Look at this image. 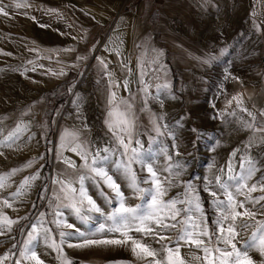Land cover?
Listing matches in <instances>:
<instances>
[{"label": "rangeland", "instance_id": "obj_1", "mask_svg": "<svg viewBox=\"0 0 264 264\" xmlns=\"http://www.w3.org/2000/svg\"><path fill=\"white\" fill-rule=\"evenodd\" d=\"M145 1L151 3L149 11L144 4ZM165 1L3 0L8 6L10 15L7 17L0 15V128L3 129L0 141L4 140L7 133L14 130L17 124H21L22 127L27 125V129L22 131L19 139L11 147L0 146V152H3V155H0V183L5 185L0 188V201L4 203L5 199L8 200L11 207L4 205L11 213H7L6 216L16 223V233L10 245V264H14L17 259H20L21 264H26L25 259L31 256V252H28L26 258H21L19 253L24 251L28 240L27 233L32 225H36V232L39 231L41 234L45 229L52 230L48 243L43 239L41 242L35 241L32 249L43 264H146L145 260L138 259L132 253L129 246L85 248L68 247L65 243L62 245V252L50 246L53 240L59 243L61 230L74 231L66 227L57 228L51 223L55 219L53 213L57 206L64 212L68 223L86 231H92L100 223H105L104 217L99 213H86L92 215L93 219L88 225L81 224L79 218L70 209L64 208V204L74 202L86 212L87 199L85 198L81 204L78 191L74 201L65 199L61 184L55 181H63L65 189L69 188L70 181V187L78 190L79 177L88 174L92 178L84 181L87 196H91L105 214L110 213L116 206L115 202H109L115 194L104 184L103 179L89 173L88 169L82 166L83 161L80 157L69 150V146H74L71 143L72 139L65 141L64 148H61L59 143L63 124L69 121L73 133L79 130L81 139L86 137L87 141L93 142L90 145L92 149L96 146L102 147L108 142L105 140L111 133L104 123L106 107L99 94L100 87L105 86L107 81L105 75L101 77V81H77L82 76L81 70L71 73L68 81H48L46 77L47 67H51L52 64L56 66L70 64L68 51L63 50L72 49L74 36L82 25L93 30L85 43V48L88 52L93 51V55L106 50V40L111 36L115 38L116 54L119 52L122 56L127 51L132 53L138 51L142 45L140 27L146 24L155 29V45L168 51L167 60L172 67L174 81L163 94V107L158 100L152 99V96L156 95L157 86L162 87L164 83L156 84L153 89L150 86L148 92L152 95L147 98V105L144 104L145 94L141 89L137 102H129L133 105L136 116L131 147L139 148L135 143V140L139 139L144 144L145 150L150 146L155 149L153 138H156L167 147L169 155L173 154L174 150L171 147L173 141L167 135V130L162 129L165 134L157 137L154 122L168 124L179 137L176 143L180 145L181 155L174 156V159L186 164V167L179 180L175 181L177 186L167 192L165 200L183 194L185 189L183 182L191 181L200 195L210 230L213 232L215 225L212 221L216 218V213L210 203L212 197L203 190L206 182L204 177L213 181L216 176L227 179L229 161H231L232 174H241L242 165L245 169L248 167L246 159H242V149L251 141H253L251 151L255 152L251 159L261 171L255 173L236 199L244 201L246 197L264 196L260 185H257L256 191H249L251 184L256 183L264 173V142H262L264 132H254L244 123L246 139L234 143L231 122L235 116V109L245 100L243 97L239 98V94L246 85L264 93V22L258 23L257 27L255 21L249 23L244 20L231 21L228 10L222 9L218 14L229 20L219 21L218 15L217 17L213 15L211 28L208 29L201 20L187 23L179 14H173L170 20L163 11L162 4ZM17 3L21 7L16 8ZM141 7L144 8V12L141 13L145 15L148 11L150 19L138 12ZM228 9L230 10V6ZM124 15L129 18L124 26H119V20ZM138 19H140L139 23ZM145 19L150 22L146 23ZM162 22L164 26L161 25L159 28L158 24ZM172 40L177 41L178 45L185 43L203 52L188 54L181 59L178 54L169 50ZM143 45H146L145 42ZM205 49L212 52H206ZM76 50L77 58L80 55L79 50ZM82 50L81 47L80 51ZM222 50H224L223 54H221ZM210 54L219 58L211 65L201 63V59ZM78 62L79 60H76V63ZM10 87L13 90L9 89ZM69 88L72 89L71 92ZM82 92L84 101L77 108L73 104V100L77 98L74 94L81 95ZM121 106L125 108L122 103ZM94 111L96 115L92 122L84 128L83 122L86 120L84 113L87 112L89 115ZM221 112L224 113L223 116L219 115ZM252 113L256 115L257 120L253 122L249 117L246 121L253 123L254 127L264 126L261 123L264 122V115H261L264 113V107L257 108L252 105ZM161 116L163 119L157 121ZM182 117V127L177 126V121ZM192 128L199 129L205 135L197 140L198 134L192 132ZM252 135H257V138L252 140ZM29 136L33 138L29 140ZM234 151L236 155L232 156ZM58 152L74 161L75 167H70L62 159H57ZM41 156L44 158L40 159ZM58 160L59 167L56 166ZM28 161H32L31 167H24ZM166 163H168L166 157L159 156L157 166L163 167ZM109 167V174L112 175L114 170ZM132 168L138 182L148 175L146 171L141 170L139 164H133ZM13 169L21 170L12 175ZM37 171L40 172L41 178L31 182L30 186H24L22 184L24 178L34 175ZM161 175L164 177L169 173L164 172ZM113 178H117L116 181L121 185L125 199L134 198L132 202L126 203L127 205L134 207L141 203V200L133 195L124 176L116 174ZM140 186L146 188L149 185ZM45 188H47L46 192ZM13 193L15 195H12ZM42 194L46 198H42ZM224 198L221 196V199ZM206 201L209 202L208 210ZM261 205H264V201L255 205L245 204L246 209L256 213L252 219L247 216L242 218L247 219L244 222L251 223L253 232L257 228L256 221H264V208ZM240 211L243 212L244 209ZM178 228L179 226L167 233L173 241ZM113 234L119 235L112 233L108 234L107 238ZM130 235L142 242H148L154 249H161L162 244L168 243V240H165L158 244L151 237H142V234L134 231ZM70 242L77 244L80 241L78 237H74ZM13 245L16 247L14 248ZM166 253L163 250L159 251L158 258H165ZM32 262L36 263L35 260Z\"/></svg>", "mask_w": 264, "mask_h": 264}, {"label": "snow or ice", "instance_id": "obj_2", "mask_svg": "<svg viewBox=\"0 0 264 264\" xmlns=\"http://www.w3.org/2000/svg\"><path fill=\"white\" fill-rule=\"evenodd\" d=\"M205 3L210 4L211 0H205ZM16 8L21 7L20 4L15 5ZM8 6L0 0V15L5 17L10 13L7 10ZM34 19V18H33ZM75 49H64L63 51H74ZM222 50V53L223 54ZM119 55V52H117ZM219 57L214 55H208L206 58L201 59V63L211 65L213 61ZM78 60L86 59L85 57H77ZM103 67L107 68V63L100 57L96 58ZM155 62V61H154ZM127 67V65H125ZM166 71L163 65H160L156 72ZM63 70L60 75H65ZM109 75H111L109 73ZM145 75L141 72V76ZM140 83L143 85L141 91L144 92V104L147 105L148 97L152 95L148 92L149 85L142 79ZM118 86V85H115ZM124 88L127 90L128 81H124ZM168 85L165 84L162 87L157 86L156 95L152 96V99L158 100L163 107V94L167 91ZM72 89L69 88V92ZM77 98L73 100V104L79 108L82 100L79 98V94H74ZM235 99V98H234ZM116 100V93H109L110 105H114ZM120 103L125 105L124 111H119L117 107L113 106L107 112L105 117V126L112 134V138L106 142L102 147L96 146L94 149L90 147L93 142L80 138L79 130L72 136V145L69 146V150L73 151L83 161V167L88 169L89 173L95 176L101 177L104 184L110 188L115 194L109 201L115 202L116 206L113 207L110 213L105 214L103 209L97 205L95 200L91 196H87L84 181L92 178L88 174L81 175L79 177L80 186L77 190L74 187H70L71 182H68L69 188L65 189V183L63 181H55L61 184V189L64 192V198L69 200H75V194L78 191L80 203L82 204L84 199H87L88 208L86 212L73 203L64 204V208L70 209L78 218L81 224L88 225L93 219L92 215L86 213H99L104 217L105 223H100L92 231H86L75 224L68 223L64 217V212L59 206L53 213L55 219L51 222L56 225L57 228L66 227L68 229H74V231L59 232L60 241L56 243L54 240L51 243V247L54 250L62 252V245L67 243L68 247H92V246H129L132 253L141 260H145L146 264H185V261L180 258V242L182 241L185 246H195L203 252V257H196L201 261V264H254L250 251L256 249L262 258H264V221H256V231L252 232L251 236L244 240L242 232L250 227L247 222L237 224V219L247 216L249 219L255 217L256 213L249 211L245 208L246 203H252L255 205L260 201H264V196L257 198L246 197L244 201H237L236 196L242 194L243 189L247 186V182L252 179L256 172L261 171L255 166L251 157L246 158L248 167L245 169L243 165L241 167V174L233 175L231 161H229L227 179H222L221 176H216L215 181L204 177L206 181L203 190L212 197L210 203L213 206V210L216 213V218L212 221L215 225V231L211 232L208 228V220L205 215L204 207L200 200V195L196 191L191 181L183 182L185 189L183 194H178L176 197L165 200L164 197L167 192L177 186L175 181L179 180V177L183 174L186 164L181 163L179 160H175L174 156L181 155L179 151L180 145L176 143L179 137L176 132L168 124H161L154 122V127L157 132V137L164 135L162 129L167 130V135L171 137L173 143L171 145L174 150L172 155L168 154L167 147L158 142L156 138H153V143L156 145L155 149L151 146L148 150H145L144 144L141 140L136 139L135 143L139 145V148L131 147L133 143V128L135 127L136 116L133 112V105L123 99ZM143 111V109H141ZM245 111H247L245 109ZM219 115L223 116L221 112ZM252 121L257 120L256 115L252 112H248ZM264 115V113H261ZM79 118V116L77 117ZM215 118V117H214ZM163 117H158L157 121L162 120ZM177 121V126L182 127L181 121ZM248 128H252L254 132H264V126L254 127L253 123L247 121L244 122ZM264 124V122H261ZM88 125L85 123L84 128ZM27 129V125L23 127L21 124H17L16 128L9 131L4 137V140L0 141V146L11 147L17 139H19L22 131ZM192 132L197 133V140L202 138L205 133H202L197 128H192ZM3 129L0 128V134ZM34 135V134H33ZM67 132L61 136V148L66 147L65 137ZM33 137L29 136V140ZM264 142V141H262ZM195 144V142H194ZM251 144L249 145V147ZM3 155V152H0ZM236 152L232 153L235 156ZM159 156H165L168 163L163 167L157 166V160ZM125 157L127 159H125ZM44 157L41 156L40 159ZM57 159H62L63 162L70 167H75L74 161L70 158L63 157L61 153L56 154ZM245 159V158H242ZM139 164L141 170L146 171L148 175L141 181H137L135 172L132 165ZM32 161H28L24 167H31ZM114 170L110 175V167ZM212 167V165H209ZM21 169H13L11 174L14 175ZM169 173L168 176L162 177V173ZM119 174L124 176L128 180V186L132 189L133 195L137 196L141 203L133 206L126 204L125 194L121 190V185L117 183L114 175ZM7 175V174H5ZM40 172L37 171L34 175L25 177L22 184L24 186H30L31 182L40 179ZM141 184H147L148 187H141ZM165 185H167L165 187ZM257 185H260L261 191H264V173L256 183L251 184L249 191H256ZM5 185L0 183V188ZM99 187V182H97ZM47 191V188L44 190ZM12 195H15L13 193ZM221 196L225 197L221 199ZM42 198H46L42 194ZM4 204L8 207L11 205L8 200H4ZM177 205H183V207H177ZM264 208V205H261ZM244 209L243 212L237 209ZM181 213L183 216L181 217ZM43 215V214H41ZM178 217H181L178 219ZM15 223L8 218H4L3 225H0L2 229L5 225L8 226V231H11V224ZM180 230L176 234L175 240H171L167 233L171 230ZM142 234V237H151L156 243L160 244L162 241L168 240L167 244H162L161 249H154L148 242H142L130 235L131 232ZM51 229H45L42 234L36 233V225L31 226V230L27 233L28 240L24 246V251L19 253L21 258L27 256L28 252H31V256L28 257L36 261V264H43V262L37 256V253L32 250L34 242L38 239H43L45 243H48L51 239ZM119 233L118 238H107L108 234ZM4 234L0 230V235ZM79 238V243L73 244L70 241L74 238ZM130 242V243H129ZM238 244L240 245L238 247ZM174 245V246H172ZM214 245V246H210ZM31 246V247H30ZM15 248L16 245H13ZM166 251V258H158L159 251ZM152 258V259H147ZM8 259V254L0 256V264H3ZM14 264H21L20 259L14 261Z\"/></svg>", "mask_w": 264, "mask_h": 264}, {"label": "crops", "instance_id": "obj_3", "mask_svg": "<svg viewBox=\"0 0 264 264\" xmlns=\"http://www.w3.org/2000/svg\"><path fill=\"white\" fill-rule=\"evenodd\" d=\"M144 4L147 5V10L149 11L151 3L145 1ZM162 6L164 14L167 15L170 20L173 14H179L181 18L184 17V20L187 23H189L190 21L201 20L208 29L211 28V21L214 18L213 15H216V17L218 15L217 20L219 19V21H227L230 18L231 21L244 20L248 23L254 21L258 23L264 22V0H211L210 4L205 3V0H166L162 4ZM229 6L230 10L228 9ZM222 9L228 10L229 18L225 16L223 17L218 14V11ZM148 11L144 15V13H141L144 12V8L141 7L138 10V12H140L142 15L150 19V13L148 14ZM128 18L129 16L124 15V17L119 20V26H124ZM137 21L139 23L140 19H138ZM145 22L149 23L150 20L148 22V20L145 19ZM164 22L158 24L159 28L161 25L164 26ZM119 26L117 25L118 29ZM164 29H166V26ZM140 30H142L140 33V38H142V41L145 42L146 45L142 44L140 47L141 49H139L138 51L134 53H132L131 51H127L122 56L117 55L114 49L115 38L111 36L106 40V50L93 55V51L88 52L87 48H85V43L92 35L93 30H89L85 26L83 27V25L80 26L77 30V35H75V38L73 39L72 49L75 50L68 51V60L70 61V64H68L67 66H56L52 64L51 67H47L46 77L48 81H68L71 73L80 70L82 76L77 81H101V77L105 75L107 81L105 86L100 87L101 89L99 94L104 101V97L102 95L103 92H106L108 88H112L113 92L116 93L119 111H124L125 109L121 106L120 103L122 99L127 102H137L139 91L143 86L140 83L141 79L149 85V88L151 86L152 89L156 84L158 85L164 83L163 81H167V83L164 84H167L168 86L173 84L174 78L172 67L167 60L168 51L163 47L155 45L154 27H150L146 24L144 27H140ZM166 38L168 39L169 37L166 35ZM171 44L172 46L171 48H169V50H171V52H173L174 54H178L181 59L182 57H187L188 54L203 52L202 50L196 49L193 46H188L185 43H179L178 45L177 41L175 40H172ZM81 47L83 49L82 51H80ZM76 49L79 50L80 57H85L86 59L79 60V62L76 63V60H78L76 58ZM205 51L212 52V50L209 49H205ZM97 57L102 58L107 63V68L103 67V65L100 64V62L96 59ZM125 65H127V67H125ZM160 65H163L166 71L157 73L156 69ZM62 70L66 73L65 75H60V72ZM141 72H144L145 75L141 76ZM109 73L111 75H109ZM125 80L128 81L127 90L123 86ZM83 97L84 94L82 92V94L79 95L82 103L84 101ZM105 107L107 114L110 108L108 106ZM86 114L87 112L84 113V116H86ZM89 115L94 117V115H96V112ZM68 124L72 128L71 121H69ZM83 124H85V121ZM111 138L112 134L108 135V139H106L105 141H109ZM238 211H240V209ZM7 213L11 212L5 206L0 209V225H3L5 217L8 218L6 216ZM242 218H245V216L238 218L237 224H240L241 222L247 220H243ZM247 223L251 225L250 222L247 221ZM10 227L11 231H8V226L6 225L2 229H0L4 233L0 235V256L8 254V259L5 260L3 264H10L11 262L10 245L12 244L16 233V223H12ZM208 228L211 233L209 224ZM179 230L180 228H178V231ZM252 232L253 228L250 227L244 230L241 235L244 240H247L251 236ZM239 246L240 245L238 244V247ZM203 255V252L200 249H197L195 246H185L182 241L180 242V258L185 261V264H201V261L196 259V257H203ZM250 256L252 257L254 264H264V258L261 257L260 253L256 249H252L250 251ZM166 257L167 253L165 255V258ZM25 260L26 264H36L29 258Z\"/></svg>", "mask_w": 264, "mask_h": 264}, {"label": "bare ground", "instance_id": "obj_4", "mask_svg": "<svg viewBox=\"0 0 264 264\" xmlns=\"http://www.w3.org/2000/svg\"><path fill=\"white\" fill-rule=\"evenodd\" d=\"M255 26L258 27V22L255 21ZM142 44H144L143 41H141ZM253 48L255 49V46L253 45ZM253 49V50H254ZM164 83H167V81H163ZM9 89L13 90L12 87H10ZM110 92H113L112 88H108L106 92H103V97H104V104L105 106H108L109 108H112L113 106L117 107V109L119 110L118 108V100H117V97H116V100H115V104L114 105H110L108 103L109 101V93ZM244 98L245 100L239 105L237 106V108L235 109V116H234V119L231 121L232 122V126H233V142H237L239 143L242 139H246V133H244V122L249 119V115H248V112H252V105H254V107H257V108H263L264 107V93L263 92H258L255 88H253L252 86L250 85H246L243 90L241 91V93L239 94V98ZM251 103V104H250ZM245 109L247 111H245ZM95 113V112H94ZM86 119V120H85ZM85 123L88 125V123H91L92 120H93V117L91 115H88V113L86 114V118H85ZM80 123V122H79ZM84 123V122H83ZM65 132H67V136L65 137V140L63 141L65 143L66 140H70L73 136V130L72 128L70 127V125L66 122L63 124V129H62V133L61 135L59 136V143H60V146H61V136L62 134H64ZM255 137L257 138V135H252V140L255 139ZM84 139H86V137H84ZM253 141L251 142H248L249 145L252 143ZM249 145L245 146L244 145V149H242V157L243 158H247V157H253V155L255 154L254 151H251V146L249 147ZM234 147V146H233ZM56 166H60V162L59 160L57 161V165ZM117 179V178H116ZM134 200L133 197H129V198H126V203H130ZM4 203L2 201H0V209L2 207H4ZM37 233H40L39 231H37L35 234ZM118 236H116L115 234L109 236V238H118ZM37 242H41V239H38ZM52 241L50 242V245H51ZM117 247V246H115Z\"/></svg>", "mask_w": 264, "mask_h": 264}, {"label": "trees", "instance_id": "obj_5", "mask_svg": "<svg viewBox=\"0 0 264 264\" xmlns=\"http://www.w3.org/2000/svg\"><path fill=\"white\" fill-rule=\"evenodd\" d=\"M176 84H177V82H176ZM206 208H207V210L209 209V202H207V201H206ZM210 226L212 227L211 220H210Z\"/></svg>", "mask_w": 264, "mask_h": 264}]
</instances>
